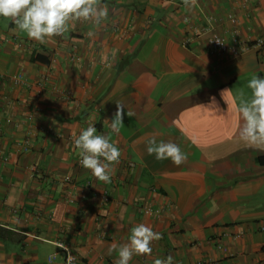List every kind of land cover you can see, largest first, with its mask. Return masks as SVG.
Listing matches in <instances>:
<instances>
[{
  "label": "crops",
  "instance_id": "0c3cea01",
  "mask_svg": "<svg viewBox=\"0 0 264 264\" xmlns=\"http://www.w3.org/2000/svg\"><path fill=\"white\" fill-rule=\"evenodd\" d=\"M101 4L100 25L76 21L43 44L0 17V264H64L57 240L78 264H115L108 248L140 223L162 238L129 264H264V151L239 140L236 111L237 92L264 78V46L235 57L209 42L264 40V0ZM211 97L218 110L199 107ZM89 125L121 152L108 183L79 162ZM153 136L186 161L149 155Z\"/></svg>",
  "mask_w": 264,
  "mask_h": 264
},
{
  "label": "clouds",
  "instance_id": "9594fccd",
  "mask_svg": "<svg viewBox=\"0 0 264 264\" xmlns=\"http://www.w3.org/2000/svg\"><path fill=\"white\" fill-rule=\"evenodd\" d=\"M185 6L194 5L195 0H183ZM108 8L101 0H0V17L10 21L15 27L14 32L26 33L29 39L46 42V38L63 36L69 31L73 22H91L100 25L108 17ZM219 43V42H218ZM247 89H240L236 94V111L242 118L238 137L246 146L264 151V78L253 75L247 82ZM223 95V93H221ZM202 109L208 112L218 110L215 97L210 98L209 104ZM116 112L110 122L113 132L119 133L123 127L124 106L116 102ZM129 117L134 113L127 111ZM75 147L80 149V164L90 170L100 181L110 182L111 166L119 163L121 152L106 135H98L94 125L82 130L74 140ZM147 152L155 155L157 160H171L180 166L187 155L173 142H157L155 136L147 141ZM162 238L159 232L143 223L137 224L130 230L128 242L108 248V254L117 252L115 264H129L133 255H151L153 241ZM154 264H173V257L157 258Z\"/></svg>",
  "mask_w": 264,
  "mask_h": 264
},
{
  "label": "built area",
  "instance_id": "2783aa9c",
  "mask_svg": "<svg viewBox=\"0 0 264 264\" xmlns=\"http://www.w3.org/2000/svg\"><path fill=\"white\" fill-rule=\"evenodd\" d=\"M247 1V0H244ZM231 21L233 23H236V19L232 18ZM231 42H228V40L220 35H213L209 42H210V46L217 52L220 53H227L231 56H235L238 57L241 52H243V50H246V48L248 49L250 46L253 48H262L264 46V40L260 39L257 40L255 42H252L250 45H248V43H240L238 36L236 34V32H234V34H232ZM219 42V43H218ZM243 44L245 46H243ZM246 47V48H244ZM81 160V159H80ZM79 160V162H80ZM134 164L131 163V166H133ZM64 181L68 184H70L72 182L71 177L67 176L64 178ZM72 196V195H71ZM143 213L145 215H153L154 213L157 214L158 210L154 209L152 206L147 205L146 207L143 208ZM56 244L60 247V249L63 251L64 255H65V259H64V264H78V256L71 250V248L63 241L61 240H57ZM52 259V258H50Z\"/></svg>",
  "mask_w": 264,
  "mask_h": 264
}]
</instances>
